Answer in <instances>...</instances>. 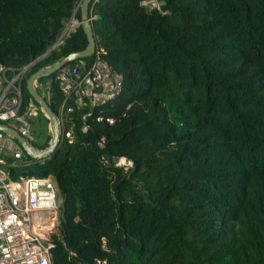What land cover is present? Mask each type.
<instances>
[{"label": "trees", "instance_id": "trees-1", "mask_svg": "<svg viewBox=\"0 0 264 264\" xmlns=\"http://www.w3.org/2000/svg\"><path fill=\"white\" fill-rule=\"evenodd\" d=\"M78 1L0 0V69L10 77L42 57ZM141 1L89 5L121 95L93 110L84 133L76 113L72 143L11 169L56 181L52 264H264V0ZM86 45L79 25L26 71L20 113L27 78ZM54 78L46 102L59 117ZM37 119L45 149L49 120Z\"/></svg>", "mask_w": 264, "mask_h": 264}, {"label": "built area", "instance_id": "built-area-1", "mask_svg": "<svg viewBox=\"0 0 264 264\" xmlns=\"http://www.w3.org/2000/svg\"><path fill=\"white\" fill-rule=\"evenodd\" d=\"M140 6L148 10H160L156 0H143ZM94 17L91 14L90 21ZM79 26V21L73 25L66 24L64 36ZM72 29V30H70ZM76 29V28H75ZM72 31V32H73ZM62 39V41H63ZM62 41L57 43V48ZM106 51L95 37V48L89 61L77 60L63 65L55 73L60 95V116L58 145L62 142L74 141L75 114L83 112V126L81 132H86L88 117H92L93 110L119 97L123 90V78L106 60ZM8 69H0V124L14 129L34 151L28 141L31 139L33 119H36L41 108L29 100L22 113V99L20 82L25 73L23 68L18 73L8 77ZM4 84L6 87L3 89ZM35 88L46 100L53 94L51 80L35 82ZM131 105H127L121 117H126ZM103 121L102 116L95 118ZM113 125L115 119H104ZM11 122L12 125L6 124ZM98 145L104 146V138ZM52 155V154H51ZM44 158L29 159L19 144L8 134L0 132V264H52L51 249L54 239L60 240L59 227L62 200L55 179L51 176L21 175L12 177L11 169L17 170L30 165L41 163ZM8 159L11 161L9 162ZM116 166L131 167V162L125 158L115 161Z\"/></svg>", "mask_w": 264, "mask_h": 264}, {"label": "water", "instance_id": "water-1", "mask_svg": "<svg viewBox=\"0 0 264 264\" xmlns=\"http://www.w3.org/2000/svg\"><path fill=\"white\" fill-rule=\"evenodd\" d=\"M99 0H79L77 2L76 8L74 10L73 15L70 18V21L75 19L76 12L79 11L80 19L79 25L86 36L87 45L84 50L79 52H74L63 58L61 61L50 65L49 67L42 68L37 70L35 73L30 75L26 80V88L27 91L32 98V100L41 108L44 116L49 120V126L52 132V139L47 148L40 152H34L26 143V141L12 128L1 125L0 124V132L10 135L24 150L27 156L32 157L33 159L44 158L48 155L53 154L60 146L58 145L59 139V120L58 117L50 110L48 103L44 100V98L38 93L35 88V82L41 79H45L55 74L63 65L67 63H71L81 59H87L91 56L92 52L95 48V36L92 31V26L90 24L91 11L89 10V5L93 2L95 5ZM64 33L58 38L56 43L40 58L36 59L29 65L23 68V72L25 73L32 65L37 63L40 59L46 56L54 47L62 41ZM21 99V97H20Z\"/></svg>", "mask_w": 264, "mask_h": 264}, {"label": "rangeland", "instance_id": "rangeland-1", "mask_svg": "<svg viewBox=\"0 0 264 264\" xmlns=\"http://www.w3.org/2000/svg\"><path fill=\"white\" fill-rule=\"evenodd\" d=\"M72 21H74L75 23L76 22H78V20H76V18L74 19V20H72ZM69 22H71L70 20L66 23V24H68ZM65 28H66V25L64 26V28H63V31L65 30ZM75 28H77V26H75L74 27V30H75ZM70 30H72V29H70ZM63 31L61 32V34H60V36L62 35V33H63ZM73 31V30H72ZM71 31V32H72ZM70 32V33H71ZM69 35V33L67 34V36ZM67 36H65L64 37V39L67 37ZM45 80H46V78H45ZM44 79H41V81H45ZM6 87V85L4 84V86H3V89ZM6 124H8V125H12V123L11 122H7ZM47 127H48V133H50L51 135H52V132H51V129H50V126H49V124L47 125ZM40 129H41V125L39 124V122H38V119L36 118V119H33V127H32V131H31V139H28L29 141V143L35 148V149H38V150H41V149H43L44 148V139L41 137V136H39L38 135V132L40 131ZM52 139V138H51ZM50 142H51V140H50ZM50 144V143H49ZM29 159H32V157H29Z\"/></svg>", "mask_w": 264, "mask_h": 264}, {"label": "bare ground", "instance_id": "bare-ground-1", "mask_svg": "<svg viewBox=\"0 0 264 264\" xmlns=\"http://www.w3.org/2000/svg\"><path fill=\"white\" fill-rule=\"evenodd\" d=\"M72 23H73V25H75V22L74 21H72Z\"/></svg>", "mask_w": 264, "mask_h": 264}]
</instances>
